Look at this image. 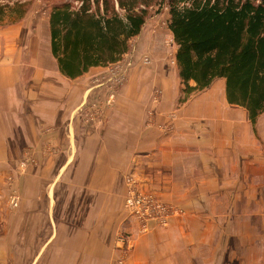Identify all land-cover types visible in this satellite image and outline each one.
<instances>
[{"label": "crops", "instance_id": "1", "mask_svg": "<svg viewBox=\"0 0 264 264\" xmlns=\"http://www.w3.org/2000/svg\"><path fill=\"white\" fill-rule=\"evenodd\" d=\"M30 16L29 12L19 23L0 27V159L19 161L30 154L39 160V165L30 168L20 182L23 200L14 216L18 244L24 247V253L42 254L51 249L53 255L79 256L74 262L78 264H90L89 254L104 255L106 224L116 222L117 228L122 219L124 175L132 161L137 163V175L145 190L158 193L164 201L176 197V192L189 190L194 182L199 186L208 183L206 189L199 190L214 196L215 179L211 176L215 175L212 168L217 164L216 153H229L231 163L233 142L238 137L240 149L246 150L249 142L254 147L249 123L236 118L238 113L245 114L226 108L225 91L218 99L221 112L213 111L212 107L218 105L215 85L201 95L193 94L179 115L183 121L184 116H201L211 117V121L219 118L220 122L180 121L175 136L170 137L160 135L158 129L153 131L154 127L165 126L162 120L174 108V102L165 91L161 114L152 124L148 112L154 107L150 98L151 69L141 68L137 62L105 128H86L75 112L88 98L92 80L106 69L94 68L76 80L63 77L50 42H46L42 54L40 31L37 25H31ZM47 31L50 34L49 21ZM24 47L29 48L26 61ZM25 64L29 73L24 71ZM24 77L26 85L21 91ZM220 80L226 85L224 79ZM178 93H174L177 99ZM218 123L225 126L224 134L218 131L222 127ZM189 154H198L202 167L195 155L193 162L186 160ZM194 164L202 168L198 174L209 176L207 180L194 178ZM48 228L50 231L41 237L43 241L36 249L37 242L30 239ZM109 238L108 247H112L114 236ZM131 258L127 263L132 264ZM74 263L67 259L58 264Z\"/></svg>", "mask_w": 264, "mask_h": 264}, {"label": "rangeland", "instance_id": "2", "mask_svg": "<svg viewBox=\"0 0 264 264\" xmlns=\"http://www.w3.org/2000/svg\"><path fill=\"white\" fill-rule=\"evenodd\" d=\"M18 1L27 2V6L29 7L28 13H31V25H37V31H40L39 47L42 49V54H44L46 42L51 43V36L49 31H47V22L50 17L52 1ZM160 1L153 0V2ZM4 15L3 22L0 24V27L4 28L15 25L24 19H18V16L11 14L10 11ZM14 19L18 20L14 21ZM169 20L170 10L167 3H163L162 5L153 3L150 7V16L141 34L131 42L129 53L116 63L120 67H116V77L122 71H126V75L129 76L130 71L137 63L141 68L151 69L149 76L152 86L150 98L151 104L154 107H151L148 112H151L152 124L157 121L156 115L161 114L159 109L164 101L165 94H170L169 98L174 102V108L172 107L173 109L163 118L164 121L162 120V122H166L165 126L152 128L153 131L158 129L160 135L164 137L175 136L177 122L180 121H221L219 118L216 121H214L216 118H212L211 121L209 117L201 116L195 118L184 116V121L181 119L179 110L184 107V104H180V99L185 98L186 94L182 93L184 87L179 78L175 61L177 45L169 30ZM31 46L33 49V42ZM28 49L26 47L22 49L24 61L28 60ZM49 52H51L50 49ZM146 58L151 59V64L146 65L144 63ZM116 65L105 67L106 71L104 74L112 73L113 66ZM161 66L162 69H160ZM24 71L25 73L30 72L28 67ZM101 76L95 77L92 80L87 96L88 100L95 94L100 93V96L103 95L105 90H94L96 87L95 81L97 78H101ZM219 83L224 85L225 91L226 85L220 79L216 80L211 87ZM127 84L128 79L125 81L124 86H116V103L122 89ZM24 85H26L25 77L24 82L21 84V91H23ZM210 88L196 92L193 96L197 94L201 95ZM158 90L161 91V101L159 104H155L153 97ZM93 92L95 93L94 95ZM174 93H178V99ZM108 94L104 93V99ZM84 102H87V99ZM83 103L75 112L78 122H82L88 129H104L109 118H106L105 122L100 126L97 125L102 122L95 125L84 122L83 111L81 109ZM224 104L228 110L235 109L234 111L238 110L245 114L238 113V115L243 116L242 119L245 117L244 122L249 123V135L255 141L253 140L254 147L252 144L250 146L249 142L248 148H245L246 151L240 149V138L234 139L231 163L228 159L229 153H227V156L220 151L216 153L217 164L212 168V174L215 175L211 176L215 179L214 186L216 187V191L214 196L208 191L199 190L200 188L206 189L208 187L207 182V184L202 186L194 182L191 184L192 187L189 190L176 192V197L171 196L170 201L165 200L171 207L178 209L180 214L170 219L167 227L152 224L149 231L144 232L139 229L134 219L128 216L125 209V199L127 197L126 177L134 174L141 181L137 175V163L132 161L131 168L124 175L125 188L121 202L123 215L119 222L120 224L117 228L116 222L106 224L104 255L89 254L87 258L90 264L94 262H98L97 264H129L127 262L130 257L132 258L129 261L132 264H264V115L259 118L256 125L257 132L255 133L251 128V122L246 110L238 106H229L226 97ZM240 122H243V120H240ZM218 124L222 126L218 128V131L224 134L222 131L225 126L221 125V123ZM194 155L196 156L197 164L202 167L200 165L201 159L198 160V154H189V159L186 160L193 162ZM197 164L193 165L196 172L194 178L200 177L199 179L207 180L209 176L197 173L202 170V168H197ZM37 165H39L38 158L30 154H27L26 157L19 161L0 159V167L3 166L0 169V264H58L59 262H67V259L73 263L79 260V256L75 257L71 254H50L51 249L46 250L42 254H34L35 252L24 253V247H20L18 244L19 239L16 232L18 222L14 216L21 209L23 200L20 182L28 174L29 169ZM141 183L144 186L142 181ZM143 189L145 192L161 198L158 193L148 192L145 188ZM14 202H16V205H14ZM49 231V228L37 231V238L30 239L37 242L38 246L36 249H38L39 243L42 240L41 237ZM123 231L130 232L127 238L131 241V248L128 251L117 249L119 235ZM112 235L114 236V242L112 247H108L109 237ZM21 241L23 242V240ZM30 250L32 251L33 249Z\"/></svg>", "mask_w": 264, "mask_h": 264}, {"label": "trees", "instance_id": "3", "mask_svg": "<svg viewBox=\"0 0 264 264\" xmlns=\"http://www.w3.org/2000/svg\"><path fill=\"white\" fill-rule=\"evenodd\" d=\"M50 1L52 55L70 80L121 61L141 34L153 3H167L186 94L180 104L224 79L227 102L246 110L257 132L264 115V0ZM0 3V24L9 11L18 19L28 13L26 1Z\"/></svg>", "mask_w": 264, "mask_h": 264}, {"label": "built area", "instance_id": "4", "mask_svg": "<svg viewBox=\"0 0 264 264\" xmlns=\"http://www.w3.org/2000/svg\"><path fill=\"white\" fill-rule=\"evenodd\" d=\"M176 61V57H175ZM144 63L146 65L151 64V59L146 58ZM113 65H116L113 64ZM112 66V65H111ZM116 67L119 64L113 66V72L110 74H103L101 78H97L95 89H103L104 93H109L104 99V93L100 96V93H93V97L87 102H84L81 109L83 111V120L89 124H103L105 119L108 118L110 110L114 109L116 105V88L124 86L125 81L128 79L126 71H122L121 74L116 77ZM123 68V67H122ZM121 68V69H122ZM117 86V87H116ZM93 91V90H91ZM90 101V102H89ZM155 104H159L161 101V91L155 92L153 97ZM89 102V103H88ZM96 126V127H97ZM127 197L125 199V209L130 218L138 224L140 230L148 232L152 224L167 227L170 219L177 217L180 211L171 207L163 199L144 191V186L136 175L131 174L126 177ZM16 205V202H14ZM130 232L123 231L119 235L117 242V249L121 251H128L131 248V241L127 238Z\"/></svg>", "mask_w": 264, "mask_h": 264}, {"label": "bare ground", "instance_id": "5", "mask_svg": "<svg viewBox=\"0 0 264 264\" xmlns=\"http://www.w3.org/2000/svg\"><path fill=\"white\" fill-rule=\"evenodd\" d=\"M222 91H224V85H222L221 83H219V84H216L215 85V89H214V92H215V95H217L216 96V99H217V101H218V105H217V107H212V109H213V111L215 110V112H218V113H220L221 112V106L222 105H220L219 103H221L220 102V100H218L219 99V97H221V95H222ZM211 97V96H210ZM222 104V103H221ZM223 111V110H222ZM236 114V113H235ZM220 115V114H219ZM208 118V117H207ZM211 118V117H210ZM237 120H239V119H242L243 118V116L242 115H238L237 114ZM244 120V119H243Z\"/></svg>", "mask_w": 264, "mask_h": 264}]
</instances>
